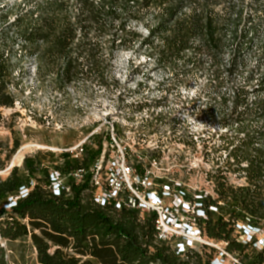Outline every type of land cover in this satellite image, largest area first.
Listing matches in <instances>:
<instances>
[{"label":"trees","instance_id":"obj_1","mask_svg":"<svg viewBox=\"0 0 264 264\" xmlns=\"http://www.w3.org/2000/svg\"><path fill=\"white\" fill-rule=\"evenodd\" d=\"M0 8L5 32L34 60L38 79L59 92L79 81L109 86L116 52L140 41L165 69L210 73L221 105L212 116L227 129L206 152L213 154L207 172L213 192L184 193L188 223L210 243L179 251L158 237L155 211L96 202L101 139L78 153L62 151L52 166L38 154L16 156L22 164L0 177L1 238H30L38 264H213L218 255L231 256L230 264H264V0H20ZM5 52L0 49V124L1 108L15 104ZM19 145L16 138L7 148L0 139V170ZM150 156L158 158L156 150ZM135 168L142 178L146 167ZM80 169L78 180L73 174ZM54 173L65 181L58 194ZM233 174L243 182L231 181ZM154 181L170 186L165 177ZM0 264H7L1 245Z\"/></svg>","mask_w":264,"mask_h":264},{"label":"rangeland","instance_id":"obj_2","mask_svg":"<svg viewBox=\"0 0 264 264\" xmlns=\"http://www.w3.org/2000/svg\"><path fill=\"white\" fill-rule=\"evenodd\" d=\"M14 1L20 0H0V7ZM4 12L5 8H0V14ZM5 31L6 23L0 18V49L11 60L10 89L15 95L13 107L1 108L4 121L0 139L7 148L13 147L16 138L20 145L0 170V177H6L12 166L22 164L16 156L24 159L38 154L52 166L51 161L62 151L78 153L85 145L97 146L101 139L104 174L123 180V197L134 190L146 200L155 198V206L165 213L163 230L173 246L209 242L203 235L197 240L194 226L188 224V210L181 208L184 193L213 192L207 174L214 167L213 154L206 152L211 144L222 143L219 134L227 130L212 116L221 105L215 99L218 87L210 73L188 71L181 65L173 72L165 69L149 56L150 49L137 41L133 47L116 52L109 86L79 81L59 92L55 83L38 79L34 60L25 58L18 43L13 42L12 32ZM136 31L140 39L147 37L142 26ZM152 150L158 158L150 156ZM219 153L223 159L225 152ZM138 162L146 167L141 180L135 168ZM123 163L133 171L123 173ZM159 177L167 178L170 186L158 185L154 179ZM230 178L243 182L235 174ZM27 183L32 185L34 179L28 178ZM259 237L264 240V232ZM0 245L4 246L7 264H38L30 238L9 242L0 237ZM220 259L224 264L233 260L231 256Z\"/></svg>","mask_w":264,"mask_h":264},{"label":"built area","instance_id":"obj_3","mask_svg":"<svg viewBox=\"0 0 264 264\" xmlns=\"http://www.w3.org/2000/svg\"><path fill=\"white\" fill-rule=\"evenodd\" d=\"M102 167H103L102 163H100V159H98V161L96 162L94 166L95 174L93 176V184L95 186V195H94L95 201L102 205L111 203L116 208L126 207V208H137V209H141L142 211H155L157 213L156 226H157V231H158V237L161 239H165V238L169 239V237L164 232L165 230H163L165 213L163 212V210H160L157 206H155L156 205L155 198L149 197L148 200H146L144 197L142 198L134 190H133V194H131L130 196L123 197L122 195V191L124 188L123 180H121L120 178L107 177L104 174ZM122 169H123L122 172L124 173L125 171L130 172V169L131 171H133L134 168H131L123 163ZM73 175L78 180H80L83 176V170L81 169L77 170L76 172H74ZM137 178L140 180L142 179L138 175H137ZM133 181L134 182L137 181V179H135V176H134ZM127 182L132 186L133 182H130L129 179ZM62 185H63L62 177H60L57 173H54V181L52 184L53 191L58 194ZM149 185H150V188L153 189V182L149 181ZM164 187H167V186H164ZM23 191H26V190L24 189ZM161 193L163 192L161 191ZM182 205L183 207L181 209L183 210L187 209L188 203L184 199L182 201ZM190 226H194L195 237L198 238L197 240L201 239L202 234L200 230L195 225H190ZM261 241L263 242L264 240H261ZM205 243H208V242H205ZM187 246H193V245L189 244ZM176 247L180 251V250H183L186 246L185 244L182 243L181 245L176 246ZM220 258H216L213 261V264H223V262H220L221 260ZM234 261H237V260L234 259Z\"/></svg>","mask_w":264,"mask_h":264}]
</instances>
